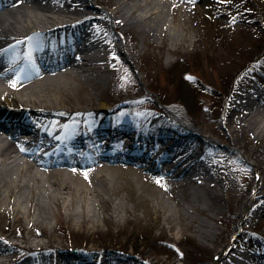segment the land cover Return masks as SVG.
Here are the masks:
<instances>
[{"label": "bare ground", "instance_id": "6f19581e", "mask_svg": "<svg viewBox=\"0 0 264 264\" xmlns=\"http://www.w3.org/2000/svg\"><path fill=\"white\" fill-rule=\"evenodd\" d=\"M100 1L112 8L102 9L90 0H0V214L13 215L16 220L35 216L34 224L47 221L52 203L61 206L67 202V196L82 197V201L88 195L100 197L96 187H82L80 178L105 180V171L122 167H127L137 179L152 177L173 187L198 181L205 187L209 184L222 189L232 179L224 157L239 158L234 149L226 150L206 142L200 135L206 129L197 116L189 117L175 106L152 107L141 101L123 113L117 112L112 119L116 125L76 134L70 128L49 124L37 129L25 119V112L32 110V113L60 117L69 125L68 112L83 111L82 103L90 109L93 105L104 109L110 103L103 96L123 105L140 100L141 89L134 78V61L140 56L136 42L140 36L143 45L151 47L157 45L156 40L161 36L158 45L162 51L159 55L151 52L157 67L164 68L165 64L174 67L176 63L170 53L178 55L179 60H188L187 55L199 50L194 47L197 39L184 30L185 16L177 12L173 24L166 26L168 10L173 13L178 7L186 10L187 0H179V4L174 0ZM242 22V18H237L226 27L235 30ZM115 29H121V33ZM128 31L131 35L126 40L124 34ZM164 51L168 52L166 56ZM230 54L227 49L213 58H217L215 63L210 61L213 64L197 61L193 65L189 62L186 67L199 68L216 80L226 81L224 68ZM199 56L203 58L202 54ZM114 64L124 73L120 84L113 81ZM189 69L186 72L189 79L203 91L213 93L214 102L221 103L223 112L215 118L223 119L224 128L220 129L227 132L229 142L234 141L233 133L241 131L253 144L245 150L252 156L255 152L264 155V89L249 85L245 91L225 94L216 82L205 80ZM179 80L176 87L181 85ZM74 94L75 100L71 99ZM143 97L152 100L150 95ZM206 109L202 104L203 117ZM168 111L189 121L198 131H186L172 124L166 118ZM122 114L125 117L120 121ZM235 142L241 145L238 136ZM56 153L70 157L51 158ZM81 155L82 158L78 157ZM245 166L250 167L246 162ZM257 166L263 175L255 184L258 200L264 197V160L259 158ZM72 175L77 177L75 184ZM245 175L250 185L251 177L248 172ZM114 192L118 194L120 189ZM204 193L212 200L221 198L217 189L213 192L204 188ZM111 196L105 199L108 203L113 201ZM251 201L252 196H246L236 215L247 218L262 209L255 203L248 210ZM5 230V227L0 229V264H75L78 258L79 264H86L89 256L91 260L102 258L99 264H126L116 252L93 250L91 253H95L90 254L88 247H80L76 257L65 260L67 255L61 250L64 248L35 240L24 243L30 238L21 231L5 234ZM210 231H205L203 236L211 235ZM13 235H19L20 240ZM28 250H33L29 256H19ZM249 257L236 255L233 246H226L214 262L253 264Z\"/></svg>", "mask_w": 264, "mask_h": 264}, {"label": "rangeland", "instance_id": "374dc122", "mask_svg": "<svg viewBox=\"0 0 264 264\" xmlns=\"http://www.w3.org/2000/svg\"><path fill=\"white\" fill-rule=\"evenodd\" d=\"M90 1L102 9L112 8L100 0ZM174 1L181 3L179 0ZM184 4L186 10L179 7L175 13L168 10L166 26L173 24L174 14L179 13L187 18L186 22L184 21V30L191 38L197 39L194 47L199 48L190 56L184 55L189 61H181L178 55L170 53V58L176 63L173 64L174 67L170 68L169 64H165L164 68L157 67V60L151 57V52L159 55L162 51L158 45L161 43V36L156 40L157 45L154 47L143 45L140 36L136 42L140 56L134 61V78L141 89L138 95H142V98L137 102L128 103L129 105H123L103 96L102 99L110 103V107L103 109L99 105H93L94 108L90 109L88 104L82 103L84 110L70 111L68 117L81 118L79 132H85L83 124L89 119L93 122L98 118L92 127H99L102 123L99 118L104 112L120 114L125 107L136 106L135 103L141 101L144 105L155 102L157 106H162L163 101L168 100L166 102L169 103L163 106H175L189 117L197 116L206 129L202 131L206 133L204 136L210 134L219 142L218 146L226 150L234 149L240 159L224 157L226 170L232 177L229 185L222 189L216 186L214 189L209 184L205 187L204 183L196 181L179 187H173L169 182L170 184L165 186L152 177L137 179L134 174H130L127 167L117 168L114 171H105V180L78 178L82 187H96L101 193L100 197L88 195V198L82 201V197L67 196V202L61 206L52 203L47 221L34 224L35 216H22L20 220H16L13 215L0 214V229L5 227V234L13 230L21 231L30 238V241L24 243H33L35 240L58 247L69 246L73 238L78 240L83 237L89 241L86 244L90 248L88 253L94 254L95 252L91 253L93 250L109 252L114 246L115 250L119 251L116 253L121 255L120 258H123L126 264H218L214 262L218 252L223 247L229 248L235 244L236 255L246 254L247 257L251 256L249 260L253 264H264V197L257 200L255 194V184L263 176L257 164L259 158L264 160V155L255 152L256 155L252 156L245 150L253 144L241 131L238 134L233 133L234 141L229 142L227 132L220 129L224 125L223 119L215 118L217 113L223 112L221 103L214 102L213 93L203 91L186 75L189 69L186 64L193 65L197 61L206 65L213 64L217 59L213 60L214 57L229 49L231 54L224 68L226 81L216 80L199 68L189 69V72L216 82L217 87L225 94L236 90L245 91L249 85L264 89V0H187ZM237 18L249 23L242 22L235 30L226 27ZM112 30L114 31V28ZM115 32L121 33V29H115ZM129 35L130 31L124 34L126 40ZM190 47L192 48V45ZM167 54L168 52L164 51V55ZM199 54H202V59ZM145 66L148 69L144 68ZM114 69L113 81L120 84L119 80L123 79L124 73L116 64ZM178 79L182 89L188 91L189 96L197 101L195 110L192 109L191 103L176 96ZM146 95L152 97V102L143 97ZM75 96L72 95L71 99H77ZM202 104L207 106L205 117L202 116ZM124 117L125 114H122L120 121ZM237 136L241 145L235 142ZM245 162L250 167L245 166ZM246 172L251 177L250 185L246 183ZM76 178L72 175L73 184L76 183ZM173 180L171 179L172 183ZM248 186L251 188L246 191ZM118 188L120 192L115 194L114 190ZM204 188L213 192L217 189L221 198H207ZM107 196H111L113 201L108 203L105 200ZM246 196H252L248 210L251 211V206L255 203L260 204L262 209L247 218H241L236 212ZM233 216L236 218L233 219ZM205 231L212 234L205 237ZM13 238L20 240L19 235H13ZM133 243L137 245L136 248L132 246ZM95 259L99 264L100 258Z\"/></svg>", "mask_w": 264, "mask_h": 264}, {"label": "trees", "instance_id": "16d2710c", "mask_svg": "<svg viewBox=\"0 0 264 264\" xmlns=\"http://www.w3.org/2000/svg\"><path fill=\"white\" fill-rule=\"evenodd\" d=\"M176 92L178 93L176 96H178L179 99L185 100V101H187L188 103H191V104L193 103L192 96L191 95L189 96L188 91H186L185 89H182V86L181 85H179L178 90ZM72 240H76V239L73 238ZM76 242L84 243V242H86V239H84L83 237H81L78 240H76ZM115 244H120V243H115ZM132 246L133 247L135 246L134 248L137 247V245L134 244V243L132 244Z\"/></svg>", "mask_w": 264, "mask_h": 264}]
</instances>
